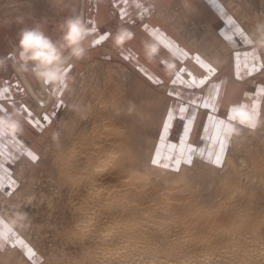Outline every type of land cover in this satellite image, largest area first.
Masks as SVG:
<instances>
[{
    "label": "rangeland",
    "instance_id": "obj_1",
    "mask_svg": "<svg viewBox=\"0 0 264 264\" xmlns=\"http://www.w3.org/2000/svg\"><path fill=\"white\" fill-rule=\"evenodd\" d=\"M84 1L0 0V31L12 33L20 26L22 28L39 26L50 38L59 40L60 25L69 16L82 17ZM116 1L110 0L108 3L109 17L104 23L109 30L106 39L100 45H89V50L82 60L69 61L70 80L67 88L45 86L31 72H20V75L13 67V57L9 55L16 49L15 44L0 43V59L5 61V66L0 68V112L2 116H12L16 107L23 106V109L18 112L25 119L22 120L19 116L16 118L21 123H25L27 128V139L20 147L18 133L10 135L8 143L0 141V145L10 149V154L5 151L0 156V176L5 177L3 181H0V229L6 228L9 232L8 239L5 236L0 237V264H78L79 261L81 264H87L86 251L90 248L86 239L80 240L78 234L82 223L77 222L79 214L76 204L82 196L74 197L72 182L62 174L61 164L71 146L77 147L80 141L91 142V130L101 123V117L108 120L116 114L117 110L122 119L120 127H124L123 130L133 127L132 132L136 135L134 148L140 158L136 163L130 162L127 158L125 164L133 168L135 164L138 166V172L145 174L148 169L145 167L152 164L153 155L167 170L165 175L159 176L155 186H151L148 178H145L146 182L141 186L148 192L154 190L152 194H146L147 191L137 193L136 188L131 184L123 185L122 177L126 175V171H115L114 175H110V169L105 171L108 182L118 187L117 196L123 199L124 203L127 198L135 200L140 196L136 205L146 207L153 205L154 212H173L180 215H190L192 209L197 206H204L208 210L218 207L220 208L218 215L222 218L227 216L224 205L236 203L240 207L249 205L252 208L250 210L255 214L259 212L264 214V49L257 46V37L251 44L247 40L238 39L242 36L244 25H252V28H255L256 23L264 22V0H245V2L243 0L244 3L241 0L238 7L241 9L239 13L244 11L245 14L246 21L242 22L243 25L238 19L241 16L237 18L233 13L230 16L228 9L224 12L229 26L223 21V25H226L224 33L232 27L238 36L239 44L235 45L234 50L240 51L244 46L257 58V68L248 75L253 81L258 80L262 84V91L258 94L260 102L256 113L262 121L261 126L255 131H250L232 121L231 124L239 128V133L227 136L224 155H221V161L217 163L216 177L211 182L206 171L195 170L200 167L201 161H208L211 158L195 153L193 158L189 157L190 166H194V169L190 170L193 179L191 181L193 185L196 183L198 188L195 185L191 192L186 194L183 202L191 203L187 202L186 206L180 205L181 202L175 199H166L168 195L164 192L168 179L179 172L183 165H188L185 163L186 157L179 158V155L182 157L179 154L181 146L176 149V143L170 140L173 137L182 138L179 131L177 132L178 118L175 120V127L168 132L169 121L172 118L169 112L172 111L170 108L175 103L173 96L167 91L169 82L150 79L121 54L122 47L113 46L112 36L119 28H127L133 35L139 30L138 22L117 19V10L113 7ZM178 1L176 0L175 4L177 11L185 7ZM195 1L202 8L211 9L214 12L212 6L205 3L206 0ZM203 3L207 5V8L203 6ZM238 7L235 6L234 9ZM20 18L23 23L18 22ZM185 20L193 22L194 17ZM51 31L56 32L54 34L56 37L51 34ZM143 52L141 50V53ZM230 60L233 61L232 58ZM230 60L226 62L227 76L231 74ZM112 80L120 85L121 91L116 105L113 101L108 102V91ZM27 83L32 90L27 87ZM191 88L187 91L199 90H196L194 86ZM100 99L103 101L101 102ZM183 99L191 102L185 94L182 95ZM105 102L108 103L105 104ZM192 114L191 109L190 115ZM165 122H167L166 131L164 130ZM108 142L110 141L104 144L107 146ZM163 147L169 148L170 151H165ZM33 155L37 157L35 161L32 159ZM102 157L104 158L105 155ZM183 162L184 164L181 165ZM21 173L23 175H20ZM126 188L130 189L127 190L129 193L125 192ZM16 206L26 213L25 219H16ZM238 218L236 213L231 217L232 220ZM188 228L190 232H197V234L208 231L207 224L195 225V222ZM259 230L263 235L264 222Z\"/></svg>",
    "mask_w": 264,
    "mask_h": 264
},
{
    "label": "bare ground",
    "instance_id": "obj_2",
    "mask_svg": "<svg viewBox=\"0 0 264 264\" xmlns=\"http://www.w3.org/2000/svg\"><path fill=\"white\" fill-rule=\"evenodd\" d=\"M178 3L183 4L184 9L179 8L180 10L177 11L176 0H173L157 9L154 16L167 22L173 31L179 34V36L177 35L180 38L179 43L185 39L188 42L189 50L200 57L205 56L209 63L214 62L218 65L224 60L227 62L232 57L230 55L232 45L219 35L220 32L218 34L214 26L206 20L207 10L194 0H179ZM205 3L212 6L217 19L220 18L222 22H227L225 9H228L230 16L232 13L236 17L241 16L242 18L237 17L241 24L246 21L244 11L239 13L241 9L238 6L241 4V0H206ZM246 3L248 2L246 1ZM206 4L203 6L207 8ZM235 6L239 10L238 8L234 9ZM81 14L83 18V10H81ZM145 14L147 13L145 12ZM193 17V22L185 20L193 19ZM226 24L228 25V22ZM244 27V31L241 32L242 36L238 39L243 41L247 36L251 41H254L257 37L255 28H252V25H244ZM235 33L236 31L233 32L234 35ZM19 74L21 75L20 72ZM27 87L32 90L28 83ZM109 89L108 102L113 101V104L116 105L117 98L121 96L120 85L112 80ZM117 92L118 94H116ZM109 109H107L108 114ZM114 110L116 111L115 107ZM118 111L112 117L113 119L105 120L100 116L101 123L91 130V142L80 141L77 147L71 146L61 164L62 174L72 182L74 197L82 196L79 197L76 204L79 214L77 222L82 223V226L79 224L81 226L78 234L80 240L86 239L90 248L88 249L86 246L88 249H86L87 264H264V234H260L259 230L260 225L264 222V214L253 213L249 205L240 207L236 203L229 206L225 204V215L227 216L222 218L221 215H218L220 211L218 207L208 210L204 206H197L192 209L190 215L174 214L173 212L159 213L154 212L153 205L151 207L136 205L140 196L135 200L127 198L125 203L117 196L119 189L112 182H108L105 171L110 169V175H114L115 171H126V175L122 177L123 185L131 184L136 188L137 193L147 191L141 186L146 182L145 178H148L151 186H155L159 181V176L165 175L164 173L167 171L162 164L152 163L153 155L152 164L145 167L148 168L145 174L138 172L137 165L134 164L133 168L125 164L127 158L133 163L138 162L140 158L134 148L136 135L132 132L133 127L128 130H123L124 127H120L122 119ZM106 141H110L108 147L104 144ZM102 155L105 157L103 158ZM201 163L200 167L195 170L202 169L206 171L208 177L210 176V182L215 180L217 164L205 160ZM183 164L184 162L181 165ZM192 168L194 169V166H190L189 163L185 164L179 172L168 179L164 190L168 195L166 199H175L181 202L180 205L185 206L187 202L190 203L189 201L183 202V199L195 185L198 188L196 183L192 184L193 179L190 175ZM165 178L167 177L165 176ZM83 190L85 192H82ZM127 190L126 188L125 192L129 193L130 189ZM153 192L155 191H147L146 194ZM234 213L237 218L242 217L236 219L237 223L236 220L231 219ZM72 214L74 213L72 212ZM193 222L195 225L207 224L208 231L203 234L190 232L188 227ZM78 235L76 236L78 237ZM76 243L79 244L78 241ZM83 260L85 263V259ZM79 262L77 263L81 264V261Z\"/></svg>",
    "mask_w": 264,
    "mask_h": 264
},
{
    "label": "crops",
    "instance_id": "obj_3",
    "mask_svg": "<svg viewBox=\"0 0 264 264\" xmlns=\"http://www.w3.org/2000/svg\"><path fill=\"white\" fill-rule=\"evenodd\" d=\"M109 1L85 0L83 2V19L93 29L89 37L90 45L96 44L97 46V40L102 43L109 33L104 24L109 17L107 9ZM171 1L173 0H117L114 3L113 7L118 14L117 19L138 22L140 26L138 32L134 33L133 39L122 47L121 54L150 79L169 82L167 91L173 96L175 103L170 108L172 111L169 112V116L172 118L169 121L168 132L175 127V120L178 118L177 132L179 131L182 138L173 137L170 140L176 143V149L181 146L179 154L182 157L179 155V158L189 159V157L193 158L194 153L204 154L205 157L211 158L208 161L215 163L217 156L222 158L224 155L221 147L222 144L226 147L228 134L225 132V128L233 121L230 115L231 108L234 105L242 104L255 114L258 112L257 106L260 102L258 94L262 91V84L258 80L253 81L248 75L257 68L258 61L255 54L250 53L244 46L242 47L244 49L241 48L240 51L234 50L235 45L239 44L237 34H233L235 29L231 28L224 33L226 25H223L220 18L217 19V15L211 9H208L207 12L204 10L206 20L214 26L218 34L220 32L219 35L232 45L231 50L233 51L230 50V55H232L233 61L230 60L231 58L229 59L232 62L230 76H227L226 62H224L226 60L216 65L214 62L209 63L205 56L199 57L189 50L188 42L185 39H182L181 43L178 42L180 41L179 34L173 31L167 22L154 16L157 9ZM149 8L153 11L151 12ZM21 29L20 26L12 33L0 31V43L12 42L17 46ZM47 31L50 32L49 29ZM51 34L54 36L56 32L51 31ZM145 42H152L158 46V53L151 60L146 58L144 52L141 53V50L144 51ZM196 57L197 59H194ZM210 68L214 71H210ZM191 86L199 90L187 91ZM183 94L191 102L182 100ZM179 98L181 100H178ZM204 105H208V107ZM22 109L21 105L16 107V110ZM191 109L192 115H190ZM1 113L0 116H2ZM19 117L21 118L22 114L19 113ZM23 117L22 120L25 119ZM20 124L21 130L17 132L20 136L19 147L24 145V141L27 139L26 125L21 122ZM170 133L172 134V132ZM9 137L11 136L7 132L0 131V141L8 143L10 142ZM20 138L24 140L22 141ZM164 150L170 151L169 148H164ZM5 151L10 154V149H5V146L0 145V156ZM2 179L5 177L0 176V181H3ZM0 230V237L5 236L8 239V230L6 228Z\"/></svg>",
    "mask_w": 264,
    "mask_h": 264
},
{
    "label": "clouds",
    "instance_id": "obj_4",
    "mask_svg": "<svg viewBox=\"0 0 264 264\" xmlns=\"http://www.w3.org/2000/svg\"><path fill=\"white\" fill-rule=\"evenodd\" d=\"M23 23L22 18L19 19ZM61 37L59 40L50 38L39 26L22 28L16 49L10 56L13 57V67L18 72H31V74L45 86H68L70 60H82L91 41L89 37L93 32L88 23L79 15L67 17L60 25ZM256 44L264 49V22L257 23ZM133 39V33L127 28H119L112 36L113 46L123 47ZM158 53V46L152 42H145L144 54L151 60ZM5 66V61L0 59V68ZM231 119L250 131H255L261 126V119L244 105H234L231 108ZM18 110L12 116H0V131L15 135L21 130ZM228 135L239 133V128L228 124L225 128ZM15 217L18 220L26 218L18 206L15 207Z\"/></svg>",
    "mask_w": 264,
    "mask_h": 264
},
{
    "label": "snow or ice",
    "instance_id": "obj_5",
    "mask_svg": "<svg viewBox=\"0 0 264 264\" xmlns=\"http://www.w3.org/2000/svg\"><path fill=\"white\" fill-rule=\"evenodd\" d=\"M245 39L248 41V43H252V41L247 37V36H245ZM96 43L97 44H99L100 43V41L99 40H97L96 41ZM210 71H214L213 69H209ZM205 107H208V105H204ZM46 119V118H45ZM37 124H39V122H37ZM164 130L166 131L167 130V122H165V124H164ZM225 150V146L222 144V147H221V151H224ZM32 159L35 161L36 159H37V157L36 156H32ZM215 163H219L220 162V157L219 156H217V158H216V160L214 161ZM152 163L153 164H158L159 163V161L157 160V159H155V157L152 159ZM185 163H191V159L189 158V159H187L186 161H185ZM13 183H15L14 181H13Z\"/></svg>",
    "mask_w": 264,
    "mask_h": 264
}]
</instances>
